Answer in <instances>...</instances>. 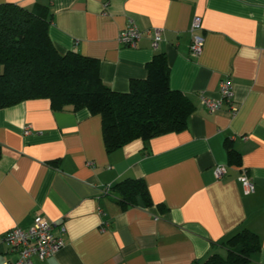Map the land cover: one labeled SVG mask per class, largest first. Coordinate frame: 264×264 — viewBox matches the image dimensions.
Returning a JSON list of instances; mask_svg holds the SVG:
<instances>
[{"label":"crops","instance_id":"1","mask_svg":"<svg viewBox=\"0 0 264 264\" xmlns=\"http://www.w3.org/2000/svg\"><path fill=\"white\" fill-rule=\"evenodd\" d=\"M4 3L46 7L57 52L96 60L114 92L126 93L163 54L170 88L187 96L194 112L181 133L108 152L100 118L86 110L53 111L45 99L1 109L0 240L38 216L66 233L55 256L33 264H202L224 257L221 244L244 229L259 242L247 264H264V0ZM194 17L203 39L198 58L190 55ZM129 23L143 33L134 48L117 43ZM156 29L162 33L154 49ZM222 81L232 89L233 115L226 105L207 112L201 104L200 96L218 99ZM225 142L239 155L238 167L227 166ZM215 166L226 168L218 180ZM124 179H142L151 206L123 208L106 193ZM244 179L254 186L250 194ZM15 257L0 241V264Z\"/></svg>","mask_w":264,"mask_h":264},{"label":"trees","instance_id":"2","mask_svg":"<svg viewBox=\"0 0 264 264\" xmlns=\"http://www.w3.org/2000/svg\"><path fill=\"white\" fill-rule=\"evenodd\" d=\"M50 22L46 7L0 4V110L40 99L48 100L53 111L86 110L100 118L108 152L134 140L146 142L187 129L194 105L170 88L163 54L146 64V77L131 80L126 93L114 92L101 81L96 60L57 52L48 36ZM223 145L227 166L238 167L239 155ZM109 191L123 208L151 206L142 179H124ZM221 245L225 256L210 255L202 264H247L259 249L257 236L244 229Z\"/></svg>","mask_w":264,"mask_h":264},{"label":"built area","instance_id":"3","mask_svg":"<svg viewBox=\"0 0 264 264\" xmlns=\"http://www.w3.org/2000/svg\"><path fill=\"white\" fill-rule=\"evenodd\" d=\"M200 31V19L194 17L190 25V55L192 58H198L202 54L203 39L199 34ZM161 33L162 30L160 29L152 32V47L154 49L158 47V43L161 40ZM142 34L133 23H129L118 35L117 43L122 46L134 48L141 39ZM218 96L216 100L200 96L202 107L207 112H216L223 105H226L228 106L229 113L233 115L235 112L232 106L233 93L227 82L222 81L219 83ZM27 133L28 130L25 131V134ZM225 173V166H215L212 175L218 180ZM241 188L244 194H250L253 192L254 186L251 182L244 179L241 182ZM109 189L106 188V193H108ZM65 233L66 230L62 224L49 222L38 216L33 219L32 226L25 231L14 227L6 232L0 241L6 245L10 253H15L16 257L14 260H6L3 264H33V259L44 261L53 257L64 247L63 236Z\"/></svg>","mask_w":264,"mask_h":264}]
</instances>
